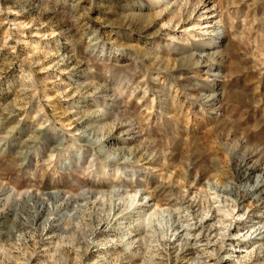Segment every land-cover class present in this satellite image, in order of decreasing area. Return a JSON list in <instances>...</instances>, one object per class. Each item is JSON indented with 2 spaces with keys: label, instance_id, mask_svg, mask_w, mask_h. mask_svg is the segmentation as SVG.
Segmentation results:
<instances>
[{
  "label": "rangeland",
  "instance_id": "374dc122",
  "mask_svg": "<svg viewBox=\"0 0 264 264\" xmlns=\"http://www.w3.org/2000/svg\"><path fill=\"white\" fill-rule=\"evenodd\" d=\"M0 264H264V0H0Z\"/></svg>",
  "mask_w": 264,
  "mask_h": 264
},
{
  "label": "bare ground",
  "instance_id": "6f19581e",
  "mask_svg": "<svg viewBox=\"0 0 264 264\" xmlns=\"http://www.w3.org/2000/svg\"><path fill=\"white\" fill-rule=\"evenodd\" d=\"M53 195H58V193H53ZM227 215V214H226ZM238 234H235V236H237ZM238 247V246H237ZM242 247H245V246H242Z\"/></svg>",
  "mask_w": 264,
  "mask_h": 264
}]
</instances>
